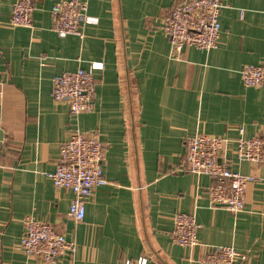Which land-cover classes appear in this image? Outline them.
<instances>
[{
    "label": "crops",
    "instance_id": "crops-1",
    "mask_svg": "<svg viewBox=\"0 0 264 264\" xmlns=\"http://www.w3.org/2000/svg\"><path fill=\"white\" fill-rule=\"evenodd\" d=\"M16 0H0V264H41L19 249L28 216L76 244L57 264H198L206 246H231L237 264H264V163L236 160L252 175L245 206L232 214L208 203L213 179L182 172L185 143L195 134L264 140V81L244 86L240 70L264 67V0H222L218 45L177 56L162 20L180 0H89L84 38H60L50 9L32 0L33 27L9 25ZM93 71L94 110L72 116L51 98L52 78ZM103 144L107 184L86 200L85 216L68 215L72 193L54 187L52 172L70 131ZM194 214L198 245L172 242L174 215Z\"/></svg>",
    "mask_w": 264,
    "mask_h": 264
},
{
    "label": "built area",
    "instance_id": "built-area-1",
    "mask_svg": "<svg viewBox=\"0 0 264 264\" xmlns=\"http://www.w3.org/2000/svg\"><path fill=\"white\" fill-rule=\"evenodd\" d=\"M88 1L60 0L52 5L50 15L58 37L75 36L82 40L84 27L97 23V18L87 14ZM223 7L222 0H180L173 5L162 20V31L168 38L171 50L180 56L187 47L202 51L215 49L220 37L219 16ZM35 10L32 0H16L12 5L9 25L32 28ZM101 66V63L95 62L88 70L79 68L53 77L52 100L67 103L72 116L92 112L96 86L93 71ZM240 76L244 86L260 87L264 81V67L245 65L240 70ZM239 132L240 136L235 140L199 133L189 137L180 169L182 172L211 177L213 183L206 191L209 205L223 207L232 214L244 209L246 185L255 181V177L231 170L227 157L230 147L233 146V154L240 162L264 163V140L245 138L242 129ZM103 160V144L99 138L73 128L67 141L60 147L54 170L47 174L55 188L72 193L68 215L75 222L84 219L86 200L92 191L107 184L103 175ZM199 228L194 214L176 213L172 242L179 246H197ZM19 249L27 257L38 258L41 264H57L62 255L68 258L73 256L76 244L49 223L28 216L24 221ZM237 258L231 246H206L197 263L237 264ZM146 263V258L141 257L135 264ZM124 264L131 263L127 261Z\"/></svg>",
    "mask_w": 264,
    "mask_h": 264
}]
</instances>
